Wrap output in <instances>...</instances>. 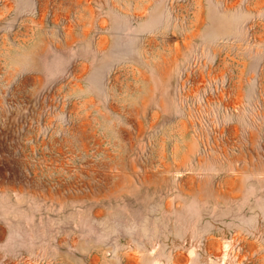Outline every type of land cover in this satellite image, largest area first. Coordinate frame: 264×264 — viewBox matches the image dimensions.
Segmentation results:
<instances>
[{"label":"rangeland","instance_id":"374dc122","mask_svg":"<svg viewBox=\"0 0 264 264\" xmlns=\"http://www.w3.org/2000/svg\"><path fill=\"white\" fill-rule=\"evenodd\" d=\"M250 5L0 0V264H264Z\"/></svg>","mask_w":264,"mask_h":264},{"label":"crops","instance_id":"0c3cea01","mask_svg":"<svg viewBox=\"0 0 264 264\" xmlns=\"http://www.w3.org/2000/svg\"><path fill=\"white\" fill-rule=\"evenodd\" d=\"M233 3H243L244 0H232ZM245 2L250 3V7L247 6H239V8H237V10L243 12L244 14H250V20L249 22H253V23H248L247 28L249 29V33H251V35L254 38V42L259 44V45H264V21H259V20H264V0H245ZM236 9V8H235ZM254 20H257L254 22ZM259 21V22H258ZM99 48H96V51ZM104 48L102 47L101 50H103ZM106 49V47H105ZM263 61V59H262ZM261 61V63H262ZM261 63L259 65V67L261 66Z\"/></svg>","mask_w":264,"mask_h":264}]
</instances>
